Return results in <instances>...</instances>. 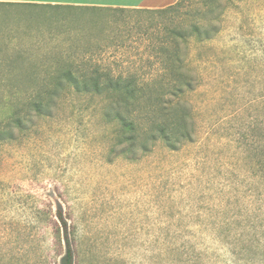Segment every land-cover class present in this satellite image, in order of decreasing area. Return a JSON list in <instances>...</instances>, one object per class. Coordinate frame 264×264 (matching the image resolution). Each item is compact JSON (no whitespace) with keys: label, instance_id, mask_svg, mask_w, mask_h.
Listing matches in <instances>:
<instances>
[{"label":"rangeland","instance_id":"374dc122","mask_svg":"<svg viewBox=\"0 0 264 264\" xmlns=\"http://www.w3.org/2000/svg\"><path fill=\"white\" fill-rule=\"evenodd\" d=\"M185 0L162 9L0 5V121L26 118L0 145V264H264V0ZM213 21L194 42V141L115 155L99 99L61 93L52 114L27 102L53 77L100 69L156 74L173 30ZM7 61V63H5Z\"/></svg>","mask_w":264,"mask_h":264},{"label":"trees","instance_id":"16d2710c","mask_svg":"<svg viewBox=\"0 0 264 264\" xmlns=\"http://www.w3.org/2000/svg\"><path fill=\"white\" fill-rule=\"evenodd\" d=\"M184 1L178 0L159 11L178 13ZM218 34L217 25L207 20L195 23L189 30H173L155 47L157 60L153 64L161 67L156 74L113 75L100 69L82 74L73 70L59 71L53 77L56 83L67 82L74 88L61 90L57 86V89L37 92L27 105L36 115L47 117L52 114L53 103L61 93H65L63 98L71 94L90 101L99 99L104 121L115 127L113 154L126 158L136 156L138 152L147 155L160 143L170 151H178L193 142L196 134L190 96L197 91L200 77L192 68L186 50H191L192 43H203ZM25 120L16 108L5 121H0V145L12 141L14 129L22 130ZM59 218L65 229L66 242L62 264H74L68 224L63 215Z\"/></svg>","mask_w":264,"mask_h":264},{"label":"crops","instance_id":"0c3cea01","mask_svg":"<svg viewBox=\"0 0 264 264\" xmlns=\"http://www.w3.org/2000/svg\"><path fill=\"white\" fill-rule=\"evenodd\" d=\"M178 0H0V5L34 6L46 9L63 7L80 8H123V9H164Z\"/></svg>","mask_w":264,"mask_h":264}]
</instances>
